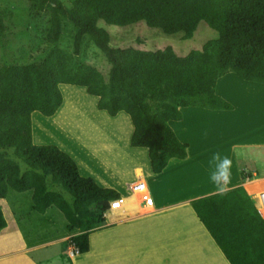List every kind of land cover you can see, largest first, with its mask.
<instances>
[{
  "label": "trees",
  "instance_id": "16d2710c",
  "mask_svg": "<svg viewBox=\"0 0 264 264\" xmlns=\"http://www.w3.org/2000/svg\"><path fill=\"white\" fill-rule=\"evenodd\" d=\"M32 2L49 16L48 50L40 62L0 66V198L9 190L30 191L34 212L58 209L69 231H78L72 239L84 253L89 233L102 224L103 212L118 192L81 175L76 161L57 145L35 144L32 113L51 117L57 111L63 101L60 84L85 87L98 98V109L129 116L130 146L146 148L151 171L159 174L171 158L187 157L188 144L169 123L182 119V107L232 110L233 104L215 91L216 81L229 72L264 84V0ZM6 16L7 10L0 9V35ZM98 20L117 26L144 21L164 34L181 33L183 39L204 21L217 37L184 55L171 46L111 47V36ZM66 24L75 29L72 53L60 46ZM84 39L104 53L110 65L107 80L94 66L75 61ZM19 161L27 168L21 169ZM260 186L264 181L245 187L260 192ZM245 187L197 197L190 204L230 264H264V218ZM5 225L0 206V230Z\"/></svg>",
  "mask_w": 264,
  "mask_h": 264
},
{
  "label": "crops",
  "instance_id": "0c3cea01",
  "mask_svg": "<svg viewBox=\"0 0 264 264\" xmlns=\"http://www.w3.org/2000/svg\"><path fill=\"white\" fill-rule=\"evenodd\" d=\"M63 85L70 84H60L61 90ZM215 91L234 106L232 110L211 111L212 121L224 124L219 131L222 134L244 126L249 116L236 115L240 110L252 113L257 108L260 110V116L251 121L247 130L258 132V141L251 142L250 139L247 146L258 143L256 147L261 148L260 156H250L246 153V148L242 149L244 153L241 160L245 163L241 167V160L239 163L236 161L235 172L233 171L235 174L231 176L229 189L237 185L243 187L250 179L264 180V84L243 80L235 73L229 72L216 81ZM92 97L96 101V112L92 115H86V110L80 105L83 100L71 93L67 97L63 95L62 104L49 120L41 116L35 118L36 114L33 112V141L42 142V133H38V129L41 131V127L47 126V122L54 127L62 125L70 131L71 137L62 140L64 143L58 146L75 159L81 175L92 177L98 186L119 190L124 165L132 164L147 182L141 167L131 158L133 150L124 147L125 143H122L120 138L121 132L126 134L127 130V143L130 145L133 125L131 128L125 116H121L123 111L109 116L106 111L98 109V98L93 95ZM238 107L240 109H237ZM200 109L205 108L182 107V119L169 122L171 127L177 125L174 131L179 133L180 137L185 138V134H182L185 126H178L184 121L185 113L189 111L194 116H201ZM81 110L85 114V120L88 119L86 123L90 124L88 131L82 127L77 116V112ZM105 119L114 120V127L109 129L106 123L104 125L101 120ZM113 129L115 132H110ZM247 136L249 134L246 132L242 135ZM240 140H234L232 137V143L227 146L229 154L232 155L231 159L234 158L236 147L243 144ZM202 153L206 155H198L197 159H189L188 153L184 159L171 158L165 169L157 174V178L153 176L150 185L147 182L154 198V208L145 214L134 215L136 211L132 208L137 205V193L124 191L123 195L127 194L125 203H131L130 214L109 210L99 228L89 233V249L84 253L72 255L67 249L65 240L78 233L69 231L67 223V231L38 237L43 230L51 229L40 226L39 229V221H31L28 218L26 229L24 225L22 229L8 196L0 198V206L6 220L5 227L0 230V264H230L194 210H191L192 199L216 192L209 179L210 173L203 171L204 163L210 161L213 153H209L210 156L206 151ZM191 170L198 172V175L208 173V176L190 181L188 177H191ZM185 188L188 189L183 192ZM29 197L31 199V195ZM47 221L52 224L53 218ZM32 234L38 238L32 240L28 237Z\"/></svg>",
  "mask_w": 264,
  "mask_h": 264
},
{
  "label": "rangeland",
  "instance_id": "374dc122",
  "mask_svg": "<svg viewBox=\"0 0 264 264\" xmlns=\"http://www.w3.org/2000/svg\"><path fill=\"white\" fill-rule=\"evenodd\" d=\"M61 2L66 6V0H61ZM0 9L7 10V16L5 19L6 30L2 35H0V66H7L11 63H31V62H40L46 51L48 50V44L46 42V28L48 25L49 16L44 10V7L38 6L32 2V0H0ZM97 25L104 28L111 36V47H126L134 46L143 49H157L163 48L166 46H171L178 55H184L191 49H198L202 44L208 40L217 37V32L210 28L204 21H199L197 27L193 33V36L188 39L181 38V33L177 34H164L157 28L149 27L145 24L144 21H138L137 23L127 25V26H117L112 24H107L103 20H98ZM75 34V29L70 25L66 24L63 31L62 40L60 46L69 51H74L73 46V37ZM75 61L77 63H88L95 67L98 70L104 80L108 79L110 68L109 63L107 62L104 53L99 51L94 45H92L87 39H84L80 53L75 56ZM62 95L67 97L69 93L76 95L81 98L83 102L80 103L83 110L86 112V115H92L93 112H96L94 105L95 98L92 95L88 94L83 87L72 86V85H63L61 86ZM264 103V102H263ZM237 109H240L238 107ZM202 114L201 116H194L189 111L185 113V119L178 125L180 128L185 126L182 134H185V138L180 137L179 133H176L177 136L188 144V156L190 158L197 159V156L206 155L202 152L215 153L220 152L222 155L232 156L229 154L227 146L232 142V137L235 139H241L243 144H239L234 150L233 166H232V175L235 174L236 161L239 163L241 160V155L244 153L242 149L246 148V153L250 156L259 157L261 148H257L258 143H253V145H248L249 140L251 142L258 141V132H248L251 121H254L255 117L260 116V110L257 108L253 113L247 110H240L236 115L247 117V122L244 123V126H239L231 131L230 133H224L220 129L224 126L223 123L218 121H212L211 111L209 109H200ZM36 116H41L45 120H49V117H44L35 112ZM106 114V113H105ZM121 116L128 120L132 128V123L125 112L121 113ZM242 114V115H241ZM84 113L81 111L77 112V116L80 118V124L85 130L90 129V124L86 123L84 118ZM110 116V115H109ZM119 118V117H118ZM47 122V121H46ZM107 124V127L111 129L115 125V121L112 119L101 120ZM47 126L41 127V131L38 129V133H42V142H35V144H55L62 145V140L71 137L70 131L62 125L54 127L53 125L46 123ZM177 125H172L173 130ZM115 129L111 130L110 132ZM126 134L121 132L120 138L121 142L125 143L124 147L131 148L133 153L131 158L133 161L141 167V172L145 177H147V182L150 185L154 174L151 171L149 165V157L147 149L143 147H131L127 143V130ZM216 132V133H215ZM249 134L247 137H242L244 133ZM240 140V141H241ZM59 141V142H58ZM66 141V140H65ZM67 142V141H66ZM130 146V147H129ZM241 146V147H240ZM59 147V146H58ZM220 150V151H219ZM69 154V153H68ZM70 155V154H69ZM211 154H209L210 156ZM73 158V157H72ZM74 159V158H73ZM75 160V159H74ZM245 161L240 162L241 167L244 166ZM21 169H26L27 166L19 161ZM126 166H132V164H125ZM134 167V166H132ZM203 171L210 173L209 160L204 163ZM234 169V170H233ZM234 171V172H233ZM190 176L188 180L203 179L206 175H198L194 173V170L190 171ZM140 174V173H138ZM150 179V180H149ZM197 179L195 180V185H197ZM253 180V179H250ZM264 181L255 179L254 182L250 184H245V186ZM244 186V185H243ZM244 186V187H245ZM185 190L183 192L186 191ZM250 193V189L247 188ZM31 192H16L14 190H9L8 200L12 205V208L16 214L19 223L23 229V225L26 229V218L37 222V227H46L51 229L49 231L43 230L38 237H47L49 235H55L56 233L67 231L66 221L63 214L56 208H50L43 215L36 213L31 209ZM66 198L69 196L64 193ZM255 196V195H254ZM137 204V202H136ZM135 204V205H136ZM192 210V208H191ZM53 218V223H49L47 220ZM40 229V228H39ZM32 240L37 239L35 235H29ZM67 240V239H66ZM65 240V241H66ZM68 249V248H67ZM79 253V252H78Z\"/></svg>",
  "mask_w": 264,
  "mask_h": 264
},
{
  "label": "built area",
  "instance_id": "2783aa9c",
  "mask_svg": "<svg viewBox=\"0 0 264 264\" xmlns=\"http://www.w3.org/2000/svg\"><path fill=\"white\" fill-rule=\"evenodd\" d=\"M123 171L124 172L121 175L122 184L120 185V189L117 190L118 197L109 201V207L103 212V215H105L109 210L130 214L129 211L131 203H125L124 198L127 194L123 195L124 191L128 193H137V205L132 208L133 211H136V214L134 215H142L151 211L154 208V198L149 186H147L148 184L146 180L138 174L139 172H137L135 167L126 166ZM251 181L252 180H249L248 182ZM245 189L251 196L260 216L264 218V192L256 194L255 192L250 193L246 187ZM66 246L70 254L73 255L78 253L77 246L72 237H69L66 240Z\"/></svg>",
  "mask_w": 264,
  "mask_h": 264
},
{
  "label": "clouds",
  "instance_id": "9594fccd",
  "mask_svg": "<svg viewBox=\"0 0 264 264\" xmlns=\"http://www.w3.org/2000/svg\"><path fill=\"white\" fill-rule=\"evenodd\" d=\"M188 153V149H185ZM233 160L227 156L222 155L220 152L213 153L210 161V174L209 179L215 187L216 193L225 195L229 191V185L232 176Z\"/></svg>",
  "mask_w": 264,
  "mask_h": 264
},
{
  "label": "bare ground",
  "instance_id": "6f19581e",
  "mask_svg": "<svg viewBox=\"0 0 264 264\" xmlns=\"http://www.w3.org/2000/svg\"><path fill=\"white\" fill-rule=\"evenodd\" d=\"M255 180V179H254ZM254 180H252L251 182H248L247 184H250V183H252V182H254ZM260 187H263V186H260ZM257 189V188H256ZM254 190V189H253ZM251 192H255L256 194H259V193H261V192H264V187H263V189L260 191V192H256V191H251Z\"/></svg>",
  "mask_w": 264,
  "mask_h": 264
}]
</instances>
